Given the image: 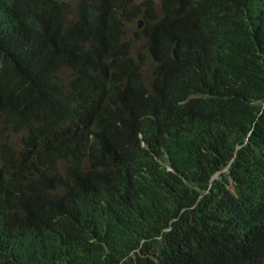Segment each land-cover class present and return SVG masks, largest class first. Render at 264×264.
Returning a JSON list of instances; mask_svg holds the SVG:
<instances>
[{
	"label": "trees",
	"instance_id": "1",
	"mask_svg": "<svg viewBox=\"0 0 264 264\" xmlns=\"http://www.w3.org/2000/svg\"><path fill=\"white\" fill-rule=\"evenodd\" d=\"M42 1L51 8L67 0ZM75 4L78 17L71 23L48 9L41 19L30 22L20 21L16 10L0 11V222L11 218L0 229V238L16 264H114L108 261L103 233L117 226L113 224L118 217L141 219L158 208L173 211L183 190L180 184L157 183L143 170L132 176L125 169L143 157L157 163L156 175H169L159 162L167 159L162 145L171 138L168 156L179 166L208 143L222 115L220 105L207 100V88L195 72L201 56L158 63L157 54H149L174 14L189 9L199 16L204 53L232 43L253 50L263 43L264 0ZM88 7L95 23H89L91 15L81 14ZM123 17L142 18L145 25L136 36L149 38H127ZM139 45L141 49H136ZM147 58L151 65L136 63ZM119 69L130 72L122 86L114 84ZM223 76L218 70L209 83L211 91ZM234 123L232 131L239 122ZM228 125L222 126L224 131ZM252 136L264 144V126H256ZM177 179L174 175L173 181ZM262 184L264 155L254 168L238 171L237 195L243 197ZM24 207L91 237L90 242H73L34 227L19 211ZM205 214L206 224L219 215L216 210ZM141 225L139 220L134 229L140 226L145 231ZM196 228L194 223L192 229ZM221 231L226 228L215 232L219 236ZM192 238L196 235L186 242ZM139 246L135 244V249ZM174 247L166 261L180 248ZM191 251L192 246L179 257L187 253L190 258ZM262 251L264 247L244 255L240 264H250ZM141 255L135 264L152 260ZM198 255L204 258L203 253Z\"/></svg>",
	"mask_w": 264,
	"mask_h": 264
},
{
	"label": "clouds",
	"instance_id": "2",
	"mask_svg": "<svg viewBox=\"0 0 264 264\" xmlns=\"http://www.w3.org/2000/svg\"><path fill=\"white\" fill-rule=\"evenodd\" d=\"M73 4L67 0L50 8L42 0H0V11L16 10L20 14V21L30 22L41 19L44 11L48 9L61 17L65 16L64 20L71 23L78 17V12L73 10L76 15L68 18L72 13L70 9ZM24 9H28L27 12H24ZM87 9L88 12L84 11L81 14L85 17L91 15L88 21L95 23L93 18L95 14L90 7ZM139 22L142 21H138V27ZM200 30V18L194 11L186 9L174 14L170 18L169 28L161 32L160 40L149 54L156 53L158 63H167L177 57L195 59L201 56L202 60L196 66L195 72L207 88V100L213 99L220 105L222 111L220 123L212 132L208 143L192 151L179 166L173 165V158L168 156L171 138L162 145L167 155L165 164L170 166L169 171L172 172L169 175L166 173L156 175L157 163L143 157L133 160L130 167L125 169L126 172L130 170L132 176L135 171L143 170L155 182L180 184L183 190L173 211L167 213V210L158 208L154 212L142 215L141 219L120 216L113 224H117L115 228L110 227L104 231V243L108 247V261L111 263L135 264L143 253L145 259L152 258L148 264H163L172 254L173 246L178 245L179 250L174 257L168 259L167 264H240L244 255L264 247V184L253 188L243 197L237 195L238 171L254 168L264 155V144L252 136L256 126L261 128L264 126V66H259L260 63L264 64V27L263 43L253 50L240 43H232L208 53L203 52ZM141 47L139 45L136 49ZM136 63L140 66L150 64L148 58L145 63L139 60ZM218 70H221L224 76L218 86L211 91L209 83ZM120 71L124 73L120 74ZM147 73L148 70L143 72L144 78ZM129 79V70L119 69L116 71L114 84L122 86ZM234 101L236 103L230 110ZM239 114L240 119H237ZM234 122L239 123L236 130L232 131ZM225 123L229 125L224 131L222 126ZM150 148H146V155L150 154ZM245 159L248 161L234 168L237 162ZM174 175L181 178L172 181ZM221 175L222 179L215 182ZM124 179L125 176L119 182ZM226 190L230 193H225ZM217 208L220 210L217 221H211L201 229H192L194 223L206 220V211ZM19 211L27 216V221L36 228L63 236L73 242L88 243L91 240V237L81 236L62 227L53 217L46 218L25 207ZM257 217L261 218L257 220ZM10 219L4 218L0 222V229L10 222ZM139 220L149 225L156 220L159 221L154 226H144L145 231L151 230V233L145 234L141 245L135 249V243L130 242V236L140 227L134 229L135 223ZM243 224L247 231L244 238ZM219 228H226V232L221 231L218 236L215 231ZM193 235L198 237L182 243ZM138 236L139 234L135 238ZM249 237L252 238L247 241ZM190 246L193 249L190 254L193 255L188 258L187 253H184L183 259L180 258L179 254ZM199 253H203L204 258L199 257ZM16 263L0 238V264ZM250 264H264V251L252 257Z\"/></svg>",
	"mask_w": 264,
	"mask_h": 264
},
{
	"label": "bare ground",
	"instance_id": "3",
	"mask_svg": "<svg viewBox=\"0 0 264 264\" xmlns=\"http://www.w3.org/2000/svg\"><path fill=\"white\" fill-rule=\"evenodd\" d=\"M55 4V3H54ZM50 5V4H49ZM47 7H48V5H47ZM52 7V6H51ZM72 9H76V5H74V6H72ZM51 13V12H50ZM51 15V14H50ZM69 16V18L71 19L73 16H71V15H68ZM222 129H223V127H222ZM155 158H157V156H153V159L155 160ZM156 161V160H155ZM157 162V161H156ZM159 162H160V164L163 166V167H161V169H163V170H165V171H167V173H172L171 171H169V168H170V166H166V164H165V159H159ZM223 174V173H222ZM176 176H178V175H176ZM181 177L180 176H178V179H180ZM222 179V175L219 177V179L218 180H216L215 182H219L220 180ZM172 181H173V178L171 179ZM211 185L213 184V182H211L210 183ZM225 193H230L228 190H226L225 191ZM192 194H194V192H192ZM201 202V201H200ZM176 204V203H175ZM177 205V204H176ZM225 206H223V208H224ZM222 208V209H223ZM219 208H217L216 209V211L218 212V214L220 213V210H218ZM221 209V210H222ZM259 218H261V217H257V220H259ZM141 223V222H140ZM201 224H203V225H205L206 224V222L204 221V222H197V225H198V228L199 229H201L202 227H203V225H201ZM144 226H147V225H141V227H144ZM243 226H244V228L242 229V238H244L245 237V234H246V230H245V225L243 224ZM138 233H133L131 236H130V242H134L136 245H141V240H142V238L145 236V234H149L150 232H146V231H143V232H141L140 231V228H138ZM137 234H139V236L137 237V238H135V236L137 235ZM196 237H198V235H196ZM250 239V237L247 239V241ZM183 242L185 243L186 242V240H183ZM173 249H175V247L173 246ZM176 255V254H175ZM174 255V256H175ZM174 256H172V257H174ZM165 264H167V261L165 262Z\"/></svg>",
	"mask_w": 264,
	"mask_h": 264
},
{
	"label": "rangeland",
	"instance_id": "4",
	"mask_svg": "<svg viewBox=\"0 0 264 264\" xmlns=\"http://www.w3.org/2000/svg\"><path fill=\"white\" fill-rule=\"evenodd\" d=\"M72 3H75L76 0H70ZM135 4H140L141 3V0H134ZM74 6V4L72 5ZM72 10V13L70 14L71 16L74 17V9H70ZM142 21V26L139 28L137 23L138 21ZM123 23H124V29H125V32H126V37L127 38H130V39H133V40H138V37L136 36V32H140L142 30V28L144 27L145 25V22L142 18H138V19H135L133 21H130L129 18L127 17H124L123 18ZM148 38L145 37V39Z\"/></svg>",
	"mask_w": 264,
	"mask_h": 264
},
{
	"label": "water",
	"instance_id": "5",
	"mask_svg": "<svg viewBox=\"0 0 264 264\" xmlns=\"http://www.w3.org/2000/svg\"><path fill=\"white\" fill-rule=\"evenodd\" d=\"M141 24H142V23H141V22H139V27L141 26Z\"/></svg>",
	"mask_w": 264,
	"mask_h": 264
}]
</instances>
